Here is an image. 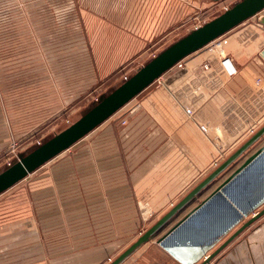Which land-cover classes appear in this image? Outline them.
Returning a JSON list of instances; mask_svg holds the SVG:
<instances>
[{"label":"rangeland","instance_id":"obj_1","mask_svg":"<svg viewBox=\"0 0 264 264\" xmlns=\"http://www.w3.org/2000/svg\"><path fill=\"white\" fill-rule=\"evenodd\" d=\"M234 1L144 0L143 29L145 35L152 38L149 47L141 55L128 57L125 63L106 73L99 66L98 58L93 56L91 25L86 23L90 17L93 20L96 8L103 7L100 4L103 0H0V100L7 104V118L0 116V171L17 160L19 155L29 152L76 120L98 98L131 76L161 49L218 15ZM260 15H264V10L222 36L233 39L247 52L248 58L241 62L240 73L233 79L240 78L237 84H244L257 76L264 78V71L259 70L264 68V25L258 22ZM200 53L201 49L188 55L187 59L192 60ZM165 82L164 79L161 82L154 80L108 117L100 126L103 129L85 135L0 194V264H59L70 260L72 253H91L93 250L89 247L96 245L102 246L99 250L108 255L106 262L109 263L153 223L157 217H147L136 225L131 213L127 216L125 212L124 215L121 213V202L113 201L110 214L103 211V215L92 218V228L79 226L78 238L74 234V243L79 240L77 243L81 248L72 249L71 226L77 220L80 224L85 218L71 215L73 204L67 198L72 185L68 178H71L72 171L77 170L84 177L89 171L100 176L104 172L107 177L115 175L117 170L112 167L111 155L118 142L116 130L128 123L129 114L145 96L156 94L174 100ZM261 124H264V116H261L257 127ZM191 126L199 132L195 125L191 123ZM249 136L244 132L229 140L220 151L221 157L208 141V158L212 156L218 161L214 163L211 160L202 172L197 170L199 159L193 147L185 152V158L190 154L192 161V169L189 167L190 170L185 171L201 173L192 178V184L207 175ZM207 138L210 140L209 135ZM262 145L264 135L144 244L153 242L150 244L161 247L158 239L200 202L198 197L203 199L204 195L207 196ZM183 150L179 148L178 156ZM93 164L95 167H90ZM188 187L183 194L192 186ZM55 192L59 194L58 199ZM57 204L65 214L61 216L63 231L60 233L55 231L54 210ZM83 211L81 208L82 216ZM46 224L47 228L44 227ZM88 243L91 245L85 246ZM223 249L211 263L216 262ZM136 250L131 256H135Z\"/></svg>","mask_w":264,"mask_h":264},{"label":"crops","instance_id":"obj_2","mask_svg":"<svg viewBox=\"0 0 264 264\" xmlns=\"http://www.w3.org/2000/svg\"><path fill=\"white\" fill-rule=\"evenodd\" d=\"M100 4L103 7L96 8L93 20L90 17L86 23L91 25L89 31L93 35V43L90 48L93 56L98 58L97 62L102 71L109 73L125 63L128 57L139 56L145 52L152 38L146 36L143 29L144 0H103ZM138 10H141L140 13ZM259 70L262 72L264 68L260 67ZM0 104V116L2 119L3 116L7 118V104L3 100H0ZM189 121L184 120L181 108L169 96L147 95L129 114L128 123L122 129L116 130L118 142L111 155V164L116 168V174L107 177L105 172L100 176L89 171L84 177L80 175V171H72L71 178H68L72 189L67 198L73 204L71 215L85 218L80 224L77 220L71 226L72 249L81 248L77 243L79 240L74 243V234L78 238L79 226L92 228V218L103 215V211L110 214L113 201L121 202V213L124 215L125 212L126 216L131 213L136 225L147 217H157V220L186 194L188 190L184 194L183 192L187 186L193 187L203 178L192 184V178L201 173L185 171L192 169L190 154L185 158V152L188 153L193 147L199 159V168L196 167L201 172L211 160L214 162L216 159H212V156L208 158L209 148L206 146L210 140ZM101 124L89 133L103 129L100 128ZM211 147L213 148L212 145ZM179 148L184 150L178 156ZM100 168L104 170L102 166ZM55 196L58 199L59 194L55 192ZM200 197L198 199L201 201ZM81 208L84 209L83 216L80 215ZM184 209L185 207L177 215ZM54 211L55 231L60 233L63 231L61 216L64 217V210L57 204ZM47 226L44 225L45 228ZM47 239L46 237L45 243ZM150 243L153 242L143 244L136 250L135 256L130 254L120 264H180L164 249ZM89 245L91 243L85 244ZM89 248L93 250L91 253H72L70 260H63L59 264L107 263L108 255L99 250L102 246ZM223 250L216 257L215 264H264V216L255 220L250 228ZM92 258L94 260L90 261Z\"/></svg>","mask_w":264,"mask_h":264},{"label":"water","instance_id":"obj_3","mask_svg":"<svg viewBox=\"0 0 264 264\" xmlns=\"http://www.w3.org/2000/svg\"><path fill=\"white\" fill-rule=\"evenodd\" d=\"M262 10H264V0H235L218 15L195 26L161 49L131 76L98 98L76 120L29 152L19 155L17 160L3 168L0 171V194L87 135L177 61L200 50L211 40ZM258 22L264 25V15L258 17ZM238 79L240 78L233 80L229 86L236 87ZM224 96L225 92H220L212 98L208 106L213 107ZM262 135H264V124H261L220 164L107 264H120L150 240ZM260 163H264V145L250 154L205 198L164 233L158 239V244L180 264H212V259L225 246L252 222L264 215V164ZM255 169L260 170L256 172ZM208 210L209 216L201 218ZM198 220L199 222L195 223ZM227 234L228 236L221 241Z\"/></svg>","mask_w":264,"mask_h":264},{"label":"built area","instance_id":"obj_4","mask_svg":"<svg viewBox=\"0 0 264 264\" xmlns=\"http://www.w3.org/2000/svg\"><path fill=\"white\" fill-rule=\"evenodd\" d=\"M223 35L204 45L196 58L180 59L155 79L166 80L183 115L203 134L210 136L219 157L229 140L244 132L251 135L264 116V78L257 76L236 88H229V82L240 73L241 62L248 57L241 44L238 46ZM222 91L225 96L209 107L212 98Z\"/></svg>","mask_w":264,"mask_h":264},{"label":"bare ground","instance_id":"obj_5","mask_svg":"<svg viewBox=\"0 0 264 264\" xmlns=\"http://www.w3.org/2000/svg\"><path fill=\"white\" fill-rule=\"evenodd\" d=\"M260 164H264V163H260ZM259 170H260V169H258V170L255 169L256 172H259ZM208 212H209V210H208L207 212H205L203 215H205V216H209V213H208ZM207 213H208V214H207ZM203 215H202V216H203ZM205 216H204V217H205ZM198 221H199V220H198ZM198 221H195V223H198Z\"/></svg>","mask_w":264,"mask_h":264},{"label":"flooded vegetation","instance_id":"obj_6","mask_svg":"<svg viewBox=\"0 0 264 264\" xmlns=\"http://www.w3.org/2000/svg\"><path fill=\"white\" fill-rule=\"evenodd\" d=\"M222 239H223V238H222ZM222 239H221V240H222ZM212 264H215V263H212Z\"/></svg>","mask_w":264,"mask_h":264}]
</instances>
